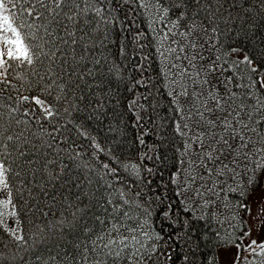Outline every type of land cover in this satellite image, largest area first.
I'll return each mask as SVG.
<instances>
[{
  "label": "snow or ice",
  "instance_id": "obj_1",
  "mask_svg": "<svg viewBox=\"0 0 264 264\" xmlns=\"http://www.w3.org/2000/svg\"><path fill=\"white\" fill-rule=\"evenodd\" d=\"M133 27L171 113L138 161L94 127L124 79L117 34ZM260 188L264 0H0V231L15 248L0 264H219L230 247L232 264H264L238 211ZM253 219L264 229V203Z\"/></svg>",
  "mask_w": 264,
  "mask_h": 264
},
{
  "label": "trees",
  "instance_id": "obj_2",
  "mask_svg": "<svg viewBox=\"0 0 264 264\" xmlns=\"http://www.w3.org/2000/svg\"><path fill=\"white\" fill-rule=\"evenodd\" d=\"M137 21L140 23V29H143L145 27L143 22L140 21L138 17ZM136 31H138V29L133 27L131 31L117 34V40H123L124 55H120L118 46L112 47V55L116 63L119 64L124 79L118 83V91L115 97L108 103L106 114L102 118V123L96 125L94 122V127L99 132L97 138L102 141L107 138L108 142H111L114 138L119 144L121 154L125 158L133 161H138L139 157L144 153H147L149 156L154 154L152 150L158 143V135L161 130L153 124V121L163 123L166 118L171 116V113L168 111L169 101L166 96V91L163 84L156 79L158 63L156 61L155 52L150 47L144 49L139 47L140 43H147L148 41H135L134 37ZM145 55L149 57V60L144 61L145 69L142 72L137 68V65L141 63V58ZM148 65H150V67H148ZM150 76L153 79L148 88L136 84V81L147 80ZM152 83H155V88L151 86ZM143 95H148V99L143 100ZM133 99H137V104L143 103L145 108L141 110L138 107H134L130 110L128 105ZM137 113L142 118L139 124L136 120ZM149 116L151 119L148 118ZM109 125H111L115 131L109 132ZM169 130L170 128L165 125L163 131ZM142 133L147 134L141 137ZM139 138L145 141L144 145L139 143ZM164 150L165 149L162 148L161 152ZM169 155H171V153H169ZM145 163L151 166V161L146 160ZM60 211H62V209L59 204L52 207V212L57 213V215ZM238 211L243 218L241 209H238ZM51 218L50 216L49 219ZM21 219L25 222L24 228L25 234L27 235L29 227L27 222L31 219V215H22ZM9 226H12L11 221H9ZM212 227H216L215 221H213ZM238 233L239 229H237V234ZM4 244H8L9 248L15 250L14 242L7 234L0 231V250L8 251V249L3 247ZM17 264H22V262L17 261Z\"/></svg>",
  "mask_w": 264,
  "mask_h": 264
},
{
  "label": "rangeland",
  "instance_id": "obj_3",
  "mask_svg": "<svg viewBox=\"0 0 264 264\" xmlns=\"http://www.w3.org/2000/svg\"><path fill=\"white\" fill-rule=\"evenodd\" d=\"M248 203L252 209L251 215L246 214L243 209H241V212L243 219L247 222V226L251 228L252 235L246 238L244 242L249 243L252 239L260 242L264 240V229L259 228V221L257 219H253V217L256 215L257 205L264 203V188H260L253 193L249 198ZM218 252L220 253L219 264H232L236 254V249L234 247L227 249L221 248ZM244 255H247V253H244Z\"/></svg>",
  "mask_w": 264,
  "mask_h": 264
}]
</instances>
